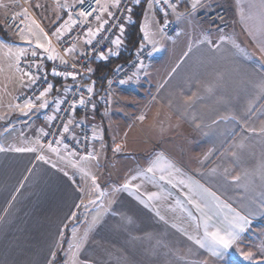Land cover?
<instances>
[{"label":"crops","instance_id":"crops-1","mask_svg":"<svg viewBox=\"0 0 264 264\" xmlns=\"http://www.w3.org/2000/svg\"><path fill=\"white\" fill-rule=\"evenodd\" d=\"M77 1L0 0V264H54L65 239L58 264H263L264 0H185L173 10L181 31L169 42L161 0H141L152 56L115 87L108 111L96 102L87 118L94 150L82 157L40 143L69 80L57 77L31 107L16 103L29 84L23 56L65 60L84 48L80 40L65 54L56 33ZM115 5L103 0V18ZM11 16L17 33L6 27ZM81 119L78 112L71 135ZM161 155L164 171L147 172ZM193 201L210 231L231 229L235 213L246 218L221 255L196 243L204 227Z\"/></svg>","mask_w":264,"mask_h":264},{"label":"built area","instance_id":"built-area-1","mask_svg":"<svg viewBox=\"0 0 264 264\" xmlns=\"http://www.w3.org/2000/svg\"><path fill=\"white\" fill-rule=\"evenodd\" d=\"M139 1L141 0H119L114 11L107 18H103L100 8L103 0H78L69 9L65 22L56 33L62 52L69 54L78 47L80 40H86L82 51L75 58L65 60L55 55H51L53 58L49 59L50 54L43 52H36L35 55L31 53L21 58L19 68L29 79V84L16 96L18 105L38 102L55 87L57 77L70 81L58 97L56 111L40 136L43 146L61 145L79 157L92 154L95 134L87 118L96 109V102L104 111H108L115 87L121 85L122 81L124 83L137 76L153 53V47L142 41L132 59L116 66L106 79H99L91 71L96 63L109 57L116 44L113 41L119 40L124 33ZM184 2L185 0H161L158 3L164 34L171 39L177 37L181 31L172 17L173 10ZM80 13L85 15L81 16ZM6 26L15 32L22 27L15 16L6 20ZM69 49L72 51H68ZM89 88L92 89L91 92L88 91ZM81 100L84 101L83 104L80 103ZM78 112L82 119L76 133L71 135L70 126Z\"/></svg>","mask_w":264,"mask_h":264},{"label":"snow or ice","instance_id":"snow-or-ice-1","mask_svg":"<svg viewBox=\"0 0 264 264\" xmlns=\"http://www.w3.org/2000/svg\"><path fill=\"white\" fill-rule=\"evenodd\" d=\"M82 2H83V0H82ZM116 2L118 3L119 0H116ZM165 2H167V0H165ZM196 2H197V0H194L193 7L196 6ZM80 15L84 16L85 13H80ZM89 34L91 35L92 33L90 32ZM90 42L91 41H89V43ZM113 43L119 44V40L113 41ZM37 46L38 47H44V45L39 44V43ZM45 50L47 51L48 49H45ZM68 51H72V49H69ZM21 55H23V50H19L16 53L17 65L19 62V57ZM33 55H35V53H33ZM52 58L53 57L50 55L49 59H52ZM17 70H19V69L17 68ZM68 75H71V73H68ZM122 83H123V81H122ZM49 87H51V86H49ZM88 91L91 92L92 89L89 88ZM41 95H43V93ZM80 103L83 104L84 101L81 100ZM25 107H31V102H29L27 105H25ZM65 131H67V128H65ZM0 150H3V149H0ZM16 150L17 151H33L34 149H16ZM119 150H120V147L117 146L116 151H119ZM53 151H55V149H53ZM39 159H43V157L41 156V157H39ZM163 161H164V157L162 155L159 156L157 158V160L153 162L152 166H150L147 169V172H154L156 170L163 172L164 171V167L162 166ZM166 166L171 167L170 164H167ZM135 178L136 177H133V179H135ZM160 178L165 179V177L163 175H161ZM169 182H171V181H169ZM128 187H129L128 184L124 185L125 189H127ZM204 191L207 192V189H205ZM209 195L214 197V194H212V193H209ZM152 198H153V196H149L150 200ZM193 203H194L195 207L197 208V210L201 211V213H202L203 227H204V237H203V239L196 240V243L199 244L200 247H202V248L203 247H209L212 250L213 255H221L222 253L220 252V249L227 250L229 247H231V245L237 239L238 232L243 231L244 226L247 224L246 218L241 216L239 213H235L232 221L230 222L231 229L225 230L223 232V234L221 233V230L219 228H217L215 231H210L209 230L210 217H208L207 215L204 214L203 209L201 208V205L199 203H196L195 201H193ZM189 238L192 239V237H189ZM245 258L250 259V255H246Z\"/></svg>","mask_w":264,"mask_h":264},{"label":"trees","instance_id":"trees-1","mask_svg":"<svg viewBox=\"0 0 264 264\" xmlns=\"http://www.w3.org/2000/svg\"><path fill=\"white\" fill-rule=\"evenodd\" d=\"M143 4L144 1H140L138 4L135 5L133 9L132 12L133 21L131 20L129 25L124 30L122 48L120 49L119 53L117 55L109 56L107 59L95 64L94 75L99 79L101 80L106 79L116 66L131 60L136 48L142 42L140 23L144 13ZM0 33L2 35L5 34V32H3V30L1 29H0ZM80 208L78 209V216L76 221L79 220L80 218V214H79ZM70 224L71 223H68L66 226V238L69 236L70 233L69 230ZM65 242L66 239L61 249L57 253V259L54 262V264H58L62 260ZM233 264H246V263L241 259L236 258L233 260Z\"/></svg>","mask_w":264,"mask_h":264},{"label":"rangeland","instance_id":"rangeland-1","mask_svg":"<svg viewBox=\"0 0 264 264\" xmlns=\"http://www.w3.org/2000/svg\"><path fill=\"white\" fill-rule=\"evenodd\" d=\"M44 12H46V10H45ZM44 12L42 11L41 13L45 14ZM47 12H48V11H47ZM47 12H46V14H47ZM46 14H45V15H46ZM219 14L222 15V13H219ZM220 19L222 20V19H227V18H226V17H223V18L221 17ZM227 22L229 23V20H228ZM8 29H9V28H8ZM9 30H10V29H9ZM14 32H15V31H14ZM16 33H17V32H16ZM165 37H167V36H165ZM239 38H240V39L242 38L243 41H245L246 43H248V41H247L244 37H239ZM169 39H171V38H168V37H167L164 41L169 42V41H170ZM97 191L100 193V188H98Z\"/></svg>","mask_w":264,"mask_h":264}]
</instances>
